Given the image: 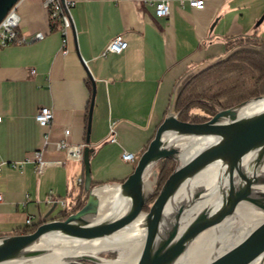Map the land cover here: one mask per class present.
<instances>
[{"label":"crops","instance_id":"obj_1","mask_svg":"<svg viewBox=\"0 0 264 264\" xmlns=\"http://www.w3.org/2000/svg\"><path fill=\"white\" fill-rule=\"evenodd\" d=\"M44 1L18 0V36L25 40L0 46V163L23 161L20 168L2 166L0 234L27 217L60 218L71 209L69 197L83 196V152L76 159L55 142L65 137L84 148L92 96L91 179L121 181L163 119L178 80L223 56L230 39L264 38V0H204L202 9L167 0L165 17L156 16L150 0H74L63 53L59 24ZM37 31L44 36L32 39ZM116 35L127 47L103 54ZM43 105L53 112L47 127L35 119ZM124 151L134 159H123Z\"/></svg>","mask_w":264,"mask_h":264},{"label":"water","instance_id":"obj_2","mask_svg":"<svg viewBox=\"0 0 264 264\" xmlns=\"http://www.w3.org/2000/svg\"><path fill=\"white\" fill-rule=\"evenodd\" d=\"M17 2L0 0V21ZM180 80L171 92L163 119L132 171L121 181L94 183L91 179L92 96L82 158L85 202L65 217L39 221L30 232L1 233L0 264L29 262L49 255L57 257L56 264H100L105 259L65 256L48 242H88L128 227L134 229L132 237L142 239L134 264H180L191 245L208 230L213 236L207 256L196 264H264V190L259 189L264 183V175L259 172L264 161V106L241 111L246 103L264 98V94L218 108L203 121H188L178 118L179 112L173 109ZM194 140L202 143L183 160L182 151ZM165 157L173 159L175 165L148 202L157 180L154 166ZM213 165L218 166V173L210 184H193ZM104 185L116 189L108 208L102 206L96 192ZM145 204L147 210L143 209ZM242 205L260 217L247 223L243 232L231 240L226 227Z\"/></svg>","mask_w":264,"mask_h":264},{"label":"trees","instance_id":"obj_3","mask_svg":"<svg viewBox=\"0 0 264 264\" xmlns=\"http://www.w3.org/2000/svg\"><path fill=\"white\" fill-rule=\"evenodd\" d=\"M225 51L223 56L181 78L173 101V109L179 112L178 118L200 122L209 118L218 108L229 107L248 97L264 94V38L255 35L235 37L227 41ZM87 84L91 89L89 81ZM174 165L175 161L166 157L158 162L157 180L148 202L157 195ZM85 199L86 194H83L69 212L80 208ZM143 209L147 210L148 204ZM69 212H64L62 216L65 217ZM37 224L26 223L12 232H30Z\"/></svg>","mask_w":264,"mask_h":264},{"label":"bare ground","instance_id":"obj_4","mask_svg":"<svg viewBox=\"0 0 264 264\" xmlns=\"http://www.w3.org/2000/svg\"><path fill=\"white\" fill-rule=\"evenodd\" d=\"M264 106V98L252 100L242 106L241 111L247 112L258 109ZM202 143V140H194L190 142L182 151L181 158L184 160L190 156L194 149ZM259 172L264 175V161L260 166ZM218 173V166L213 165L203 172L193 181V184H210ZM260 190H264V183L259 187ZM185 190H182L181 195H184ZM96 192L101 198L102 206L108 208L113 204L114 196L116 193L115 188H110L107 185L96 188ZM259 215L250 210L246 206H240L237 209L236 217L232 222L227 224L226 229L230 231V239L235 240L243 230L246 228L247 223L259 219ZM134 229L128 227L113 233L104 239H97L88 242L79 241H63L60 243L48 242V245L54 249H59L65 256L69 257H83V256H97L98 253L120 249L126 247L128 244L132 246L128 247L132 251L129 256L121 257L117 260H103L102 264H134L138 253L141 249L142 239L141 237H132ZM213 232L211 230L205 231L198 239L191 245L187 254L180 261V264H196L207 256ZM128 255V254H127ZM58 262L57 257L49 255L41 259H36L23 263H9V264H56Z\"/></svg>","mask_w":264,"mask_h":264},{"label":"built area","instance_id":"obj_5","mask_svg":"<svg viewBox=\"0 0 264 264\" xmlns=\"http://www.w3.org/2000/svg\"><path fill=\"white\" fill-rule=\"evenodd\" d=\"M154 5L155 14L158 17H165L169 13V3L167 0H150L148 1ZM181 3L183 0L180 1ZM188 5L194 7L196 9H202L204 7V0H187ZM44 5L48 10V15L55 19L59 24V30L61 32V42L63 53L67 52V31L73 25V18L71 8L74 5V0H45ZM16 4L12 6L9 11L5 14V16L0 21V46H5L11 43L21 42L25 40L24 38H20L18 36V26H19V13L16 10ZM44 36L43 31H37L34 33L32 39L42 38ZM128 45L127 40H125L121 35H116L111 38L105 46L103 50V54L107 52L120 53L123 51ZM53 118L52 109L48 106H41L36 114L35 119L37 123L42 127H47L50 125ZM65 135L69 133V129L64 130ZM46 136V134H45ZM55 146L57 148H66L69 154L76 158L80 159L82 157L83 145H71L65 137L55 142ZM42 154L43 150L38 149L33 153V162L36 165L42 162ZM122 158L126 160L132 161L134 159V154L130 151L122 152ZM55 163H62V161L58 160ZM7 164L11 168H20L23 164V161H8L0 163V174L2 171V166ZM0 200H2V193L0 192ZM48 200L51 201L50 197ZM62 204L65 205V202L62 201ZM26 223L31 224V218H26Z\"/></svg>","mask_w":264,"mask_h":264},{"label":"rangeland","instance_id":"obj_6","mask_svg":"<svg viewBox=\"0 0 264 264\" xmlns=\"http://www.w3.org/2000/svg\"><path fill=\"white\" fill-rule=\"evenodd\" d=\"M135 161H137V157H136ZM156 166H157V164L154 167H156ZM69 200H70V205H69V208H70L71 205L75 202V197H69ZM130 246H132L131 243L128 244L125 248L122 247L121 250L120 249L108 250V251L98 253L97 256H99L105 260H117L121 257H127L130 255V253L132 251L130 248H128ZM79 264H87V262H81ZM100 264H102V262H100Z\"/></svg>","mask_w":264,"mask_h":264}]
</instances>
